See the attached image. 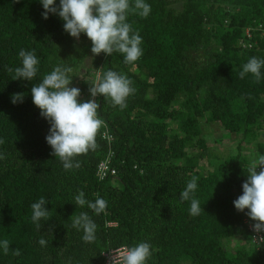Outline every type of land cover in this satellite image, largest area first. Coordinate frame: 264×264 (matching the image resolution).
Masks as SVG:
<instances>
[{
	"label": "trees",
	"instance_id": "1",
	"mask_svg": "<svg viewBox=\"0 0 264 264\" xmlns=\"http://www.w3.org/2000/svg\"><path fill=\"white\" fill-rule=\"evenodd\" d=\"M145 2L146 18H127L143 55L126 64L118 52L93 56L84 34L76 40L58 16L42 18L39 0H0V241L10 242L8 254L0 248V264H105L103 252L140 242L152 246L146 264H264V243L253 239L264 233L252 230L247 209L233 206L250 159L264 155V68L259 83L251 74L239 77L249 58L264 59V0ZM21 49L40 61L32 81L12 80L7 71L21 66ZM59 64L73 68L81 102L108 70L136 89L124 109L96 97L106 127L99 147L77 157L81 166L72 170L51 155L50 125L30 91ZM18 93L23 102L13 104ZM223 139L229 145L220 149ZM109 149L116 174L100 180L96 168ZM193 177L198 216L180 198ZM81 191L89 201L107 200L105 212L76 205ZM42 196L50 218L37 229L30 205ZM81 212L97 225L94 242L72 227L71 216Z\"/></svg>",
	"mask_w": 264,
	"mask_h": 264
},
{
	"label": "clouds",
	"instance_id": "2",
	"mask_svg": "<svg viewBox=\"0 0 264 264\" xmlns=\"http://www.w3.org/2000/svg\"><path fill=\"white\" fill-rule=\"evenodd\" d=\"M39 2L43 8L42 18L47 20L50 14L58 16L63 21L64 32L76 40L84 34L91 42L93 56L101 53L111 56L118 52L123 56L124 63L133 64L143 55L142 37L133 31L127 18L130 12L146 18L151 12V6L145 0H59L58 5L56 0ZM19 58L20 67L7 69L8 72L14 71L12 80L32 81L37 76V66L40 63L35 51L21 49ZM262 68L264 59L251 57L243 65L239 77L243 79L246 74H251L254 82L259 83ZM72 72V67L59 64L30 90L33 105L50 125L45 141L52 150L51 155L59 158L65 170L78 169L81 165L77 157L99 147L97 135L106 124L98 114L100 105L96 97H106L114 107L124 109L127 107V98L136 92L132 87L133 81L126 75L108 70L89 87L91 98L81 102L80 89L71 86ZM23 97V93L13 94L11 102H23ZM3 143L4 140L0 139V145ZM3 158L0 155V159ZM197 187V179L193 177L180 194L181 202L190 201L189 211L193 216H198L203 211L199 200L194 196ZM47 204L48 201L42 196L30 205L31 220L37 229L41 227V220L50 218V210L45 207ZM75 204L81 208L86 205L95 215L104 213L108 207V201L99 196L94 202L87 200L83 191L75 197ZM233 206L237 212H245L247 209V217L254 222L252 230L257 234L264 233V155L250 159L247 179L242 184V195L233 201ZM71 217L72 227L82 230L83 241L94 242L97 225L92 217L87 212ZM259 242L264 243V236L259 237ZM38 243L45 246L47 241L41 238ZM9 246L7 239L0 241L4 254H8ZM12 254L19 256L21 252L15 249ZM151 255L152 246L147 242H140L126 249L121 264H146ZM114 260L115 257L111 256V264H114Z\"/></svg>",
	"mask_w": 264,
	"mask_h": 264
},
{
	"label": "built area",
	"instance_id": "3",
	"mask_svg": "<svg viewBox=\"0 0 264 264\" xmlns=\"http://www.w3.org/2000/svg\"><path fill=\"white\" fill-rule=\"evenodd\" d=\"M246 33H247V37H250L251 35L250 32L246 31ZM262 35H264V33H262ZM98 76L99 74H97L96 77L98 78ZM102 138L107 139L109 142L112 140L111 135H108L107 132L102 134ZM113 157H114V152L111 149H109L104 160H101L98 163L96 168V174L100 180H104L105 178L116 174V169L114 168L111 161ZM254 238L259 242V239L257 238L256 235L254 236ZM126 249L127 247L123 246L119 248L109 249L108 251L103 252L102 255L105 258V264H111V256L115 257L114 264H118V263L121 264Z\"/></svg>",
	"mask_w": 264,
	"mask_h": 264
},
{
	"label": "rangeland",
	"instance_id": "4",
	"mask_svg": "<svg viewBox=\"0 0 264 264\" xmlns=\"http://www.w3.org/2000/svg\"><path fill=\"white\" fill-rule=\"evenodd\" d=\"M214 138H218V137H221V134L220 133H217L213 136ZM225 139V138H224ZM223 139V142H222V145L219 147L220 149L221 148H224V147H227L229 145V140H224Z\"/></svg>",
	"mask_w": 264,
	"mask_h": 264
}]
</instances>
